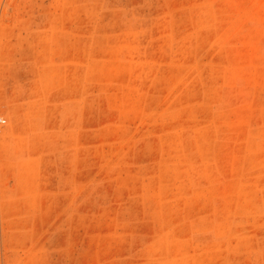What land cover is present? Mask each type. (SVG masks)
Wrapping results in <instances>:
<instances>
[{
    "label": "rangeland",
    "instance_id": "1",
    "mask_svg": "<svg viewBox=\"0 0 264 264\" xmlns=\"http://www.w3.org/2000/svg\"><path fill=\"white\" fill-rule=\"evenodd\" d=\"M0 264H264V0H0Z\"/></svg>",
    "mask_w": 264,
    "mask_h": 264
},
{
    "label": "built area",
    "instance_id": "2",
    "mask_svg": "<svg viewBox=\"0 0 264 264\" xmlns=\"http://www.w3.org/2000/svg\"><path fill=\"white\" fill-rule=\"evenodd\" d=\"M6 123V119H4L2 116H0V125H3Z\"/></svg>",
    "mask_w": 264,
    "mask_h": 264
}]
</instances>
